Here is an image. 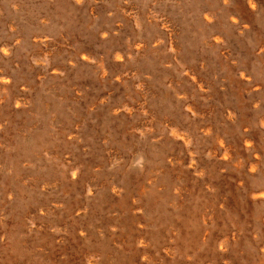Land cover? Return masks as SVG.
<instances>
[{
  "label": "rangeland",
  "instance_id": "374dc122",
  "mask_svg": "<svg viewBox=\"0 0 264 264\" xmlns=\"http://www.w3.org/2000/svg\"><path fill=\"white\" fill-rule=\"evenodd\" d=\"M247 2L0 0V264H264Z\"/></svg>",
  "mask_w": 264,
  "mask_h": 264
},
{
  "label": "bare ground",
  "instance_id": "6f19581e",
  "mask_svg": "<svg viewBox=\"0 0 264 264\" xmlns=\"http://www.w3.org/2000/svg\"><path fill=\"white\" fill-rule=\"evenodd\" d=\"M259 6V0H248V2L246 4H243V8H245L246 11L248 12H251L253 13ZM234 13V11H228L227 14H223L222 16H220V19H219V22L225 26L224 32H228V31H231V30H235V29H241L244 27L243 23L244 21L243 20H240L236 17H234L232 14ZM151 17V16H150ZM212 13H207L205 14V21L206 22H209L210 20H212ZM226 17H229L231 20L230 22L227 21V19H225ZM152 23V22H151ZM163 25V24H162ZM243 25V26H242ZM165 27V25H164ZM103 34V33H102ZM171 36V35H170ZM103 37V36H102ZM212 41H210L211 45H218V43H220L222 40H223V35L221 34V32H219V30H216L215 33L213 34V37L211 39ZM155 44V43H154ZM4 49V47H3ZM142 49V46L140 45H135L133 48H131V51H140ZM264 50V48H263ZM3 54H6L7 51L4 49L2 51ZM229 54V53H227ZM118 58H122L123 55L120 54V53H117V56ZM83 59H86V57L84 56ZM87 60V59H86ZM242 77L243 78H246L249 82L250 80V73H245L243 72L242 73ZM8 81L7 77L5 76H1L0 77V83L4 84ZM263 81H264V78H263ZM250 83V82H249ZM251 85H255L256 86V89L258 88V86H260L262 83L258 82L257 80H254V82H251L250 83ZM103 103V102H102ZM18 105V104H17ZM227 115H228V118H233L234 116L232 115V111H228L227 112ZM262 126L264 127V118L262 119ZM173 133V132H171ZM174 134V133H173ZM178 134V133H177ZM180 135V134H179ZM183 140H185L184 136H180ZM247 145H250L247 143ZM86 151V149H85ZM160 156V155H159ZM169 156V155H168ZM195 156V155H194ZM112 158V157H111ZM192 158V157H191ZM169 161V160H168ZM182 165V164H181ZM122 167V166H121ZM256 169L254 168V166L251 167V170H250V173L253 174V173H256ZM259 175V173H256ZM253 177V180H255L254 182L255 183H258V186L255 188V189H252V191L254 192H249V196L251 197V199L254 200V203H256L258 205V203H261V202H264V176L263 175H259L258 177L256 175H252ZM260 181V182H259ZM257 191V192H256ZM113 194V193H112ZM118 194V193H117ZM41 213V212H40ZM256 215L258 217H261L263 213H261L260 210H256L255 211ZM81 215V214H80ZM81 234V233H80ZM142 241V240H141ZM262 245V244H261ZM102 249V248H101ZM101 251H104L103 249ZM223 251V250H222ZM88 253V256H87V259L89 261V264H95L94 262H97L95 259H94V252L89 249V251L87 252ZM144 259V258H143Z\"/></svg>",
  "mask_w": 264,
  "mask_h": 264
}]
</instances>
